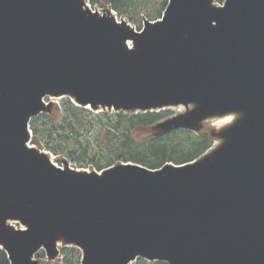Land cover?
I'll return each mask as SVG.
<instances>
[{
  "label": "water",
  "instance_id": "95a60500",
  "mask_svg": "<svg viewBox=\"0 0 264 264\" xmlns=\"http://www.w3.org/2000/svg\"><path fill=\"white\" fill-rule=\"evenodd\" d=\"M140 30L85 0H0V248L39 264H264V0H167ZM69 98L94 112L185 111L160 133L212 132L193 161L100 171L31 145L30 120Z\"/></svg>",
  "mask_w": 264,
  "mask_h": 264
},
{
  "label": "trees",
  "instance_id": "16d2710c",
  "mask_svg": "<svg viewBox=\"0 0 264 264\" xmlns=\"http://www.w3.org/2000/svg\"><path fill=\"white\" fill-rule=\"evenodd\" d=\"M107 1L119 16H127L138 30L144 19L161 17L167 4V0H155L152 8H144V0ZM99 2L90 0L93 5ZM58 104L48 113L33 117L29 124L31 142L51 152L58 163L67 160L75 167L97 171L119 162L158 168L167 162L192 161L213 145L212 136L201 130L177 129L160 133L158 124L168 117L169 110L115 112L105 109L93 112L75 105L67 97L60 99ZM61 255L62 264H81L82 252L76 246L63 247ZM0 264H10L2 249ZM134 264L169 263L138 258Z\"/></svg>",
  "mask_w": 264,
  "mask_h": 264
},
{
  "label": "rangeland",
  "instance_id": "374dc122",
  "mask_svg": "<svg viewBox=\"0 0 264 264\" xmlns=\"http://www.w3.org/2000/svg\"><path fill=\"white\" fill-rule=\"evenodd\" d=\"M86 1L88 3H90V0H86ZM144 1H145L144 8H152V4L155 2V0H144ZM215 3L216 4H220L216 0H215ZM91 7L93 9H96V10H99V11H108V10L112 11L113 14L118 17V19L124 18V19L127 20V16H119L117 14V12L111 8L110 3L107 0H100V2L95 4V5L91 4ZM141 16H143V15L141 14ZM132 26H134V25H132ZM45 101L47 103L51 104V108H52V106L59 105L58 103L60 101V98L47 97V98H45ZM181 107L182 106H172V107H168V108H166L164 110H169L168 111L169 112L168 117H170V116H173L175 114H179V113L184 112L185 109H183ZM218 127H220V125H218L216 119L210 118V119H207V120H205V121H203L201 123L200 130L203 131V132H206L209 135H212V132ZM218 143H219V140L213 139V146H215ZM31 145H34V144L31 143ZM63 247H66V246H64V244L62 242H58L57 243V248L59 250V255L56 258H53V259L48 258L44 250L39 251V255L35 256V258L39 261V264H62L61 249ZM130 264H134V261L131 262Z\"/></svg>",
  "mask_w": 264,
  "mask_h": 264
},
{
  "label": "bare ground",
  "instance_id": "6f19581e",
  "mask_svg": "<svg viewBox=\"0 0 264 264\" xmlns=\"http://www.w3.org/2000/svg\"><path fill=\"white\" fill-rule=\"evenodd\" d=\"M181 108H183V107H181ZM235 118H236V115L227 114V115H224V116H219V117L214 118V119H216L218 125H220V127H222V126H224L226 124L231 123L233 120H235Z\"/></svg>",
  "mask_w": 264,
  "mask_h": 264
}]
</instances>
